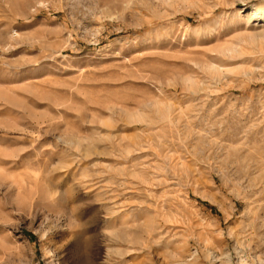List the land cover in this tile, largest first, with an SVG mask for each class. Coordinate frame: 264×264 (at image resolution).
<instances>
[{
    "label": "rangeland",
    "instance_id": "374dc122",
    "mask_svg": "<svg viewBox=\"0 0 264 264\" xmlns=\"http://www.w3.org/2000/svg\"><path fill=\"white\" fill-rule=\"evenodd\" d=\"M262 2L0 0V264H264Z\"/></svg>",
    "mask_w": 264,
    "mask_h": 264
},
{
    "label": "bare ground",
    "instance_id": "6f19581e",
    "mask_svg": "<svg viewBox=\"0 0 264 264\" xmlns=\"http://www.w3.org/2000/svg\"><path fill=\"white\" fill-rule=\"evenodd\" d=\"M250 9H251L250 16L254 15L256 18H259L264 21V2L253 5L250 7ZM241 261L243 260L241 259Z\"/></svg>",
    "mask_w": 264,
    "mask_h": 264
}]
</instances>
